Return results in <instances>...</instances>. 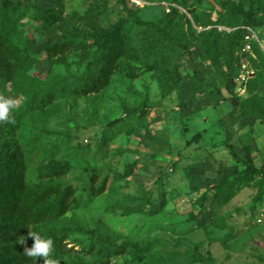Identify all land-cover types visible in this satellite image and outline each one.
Returning <instances> with one entry per match:
<instances>
[{
    "label": "rangeland",
    "instance_id": "obj_1",
    "mask_svg": "<svg viewBox=\"0 0 264 264\" xmlns=\"http://www.w3.org/2000/svg\"><path fill=\"white\" fill-rule=\"evenodd\" d=\"M142 1L127 6L171 41L131 28L121 63L91 87L87 70L103 65L87 68L94 47L49 46L62 40L60 24L88 36L128 9L117 0H19L44 100L25 113L15 142L27 182L53 181L72 196L46 233L55 231L64 260L82 264H264V1L253 8L258 41L245 55L228 45L243 24L239 0ZM205 29L220 33L214 58L200 44ZM241 60L254 75L231 87ZM233 91L263 113L242 116ZM0 96L19 104L1 73ZM229 145L262 173L246 170Z\"/></svg>",
    "mask_w": 264,
    "mask_h": 264
},
{
    "label": "trees",
    "instance_id": "obj_2",
    "mask_svg": "<svg viewBox=\"0 0 264 264\" xmlns=\"http://www.w3.org/2000/svg\"><path fill=\"white\" fill-rule=\"evenodd\" d=\"M122 7L128 9L130 16L118 18L111 26L92 27L88 36L78 35V32L65 33L64 25L60 24L62 40L54 41L50 50L65 52L72 44H87L94 47L91 52V60L87 68H95L103 65L97 73L87 70V85L93 87L96 84L105 83L103 77L112 68L120 64V57L126 53L124 40L130 34L131 28H145L154 35L171 41L168 32L163 26L154 21H143L135 12L128 8L127 0H117ZM264 0H249V6L243 8V0H239L234 11L241 15V25H250L253 8L256 3ZM174 10V9H172ZM24 16L19 0H3L0 3V73L3 79L10 84L14 93L18 94L19 104L12 111L10 122H0V264H43V258L29 257L24 253L25 247H31V231L36 229L38 235L52 238L54 252L52 259L58 264H82L77 260L66 261L57 250L55 231L46 233L48 224L66 213L71 207L72 196L68 188L59 187L53 181H41L29 183L26 181V165L23 154L15 142V131L20 127L25 113L34 105H43L44 95L42 87L33 76L34 54L30 51V37L23 34L18 23ZM60 16L52 14V20L56 21ZM189 24V20L186 19ZM125 25L129 27L125 30ZM240 25V26H241ZM237 26L230 32L229 48L236 47L238 51L242 44V29ZM252 27V26H251ZM206 30V29H205ZM220 33L214 29L206 30L200 39V44L208 58H214ZM84 41V42H83ZM83 47V46H82ZM158 53V52H156ZM249 54V53H248ZM245 55V54H244ZM252 68V67H251ZM253 70V68H252ZM254 75V70H253ZM252 75V76H253ZM244 84L247 86L248 81ZM229 86H235L233 77L228 80ZM48 95V94H47ZM236 105L242 116H252L256 112L263 113L262 107H254L247 110L244 102L240 101L235 91L232 92ZM233 158L244 163L246 170L261 174V169L256 167L249 152L245 158L239 157L231 145H229ZM55 174L67 171V167L54 166ZM52 172L47 175L52 176ZM25 237L26 243H18V238Z\"/></svg>",
    "mask_w": 264,
    "mask_h": 264
},
{
    "label": "clouds",
    "instance_id": "obj_3",
    "mask_svg": "<svg viewBox=\"0 0 264 264\" xmlns=\"http://www.w3.org/2000/svg\"><path fill=\"white\" fill-rule=\"evenodd\" d=\"M17 107V101L13 97L0 96V122H10L12 119V111ZM31 237L34 243L31 247H25L24 253L33 258H43V264H58L52 259L54 252V241L52 238H45L31 231ZM18 243L25 244V237L18 238Z\"/></svg>",
    "mask_w": 264,
    "mask_h": 264
},
{
    "label": "built area",
    "instance_id": "obj_4",
    "mask_svg": "<svg viewBox=\"0 0 264 264\" xmlns=\"http://www.w3.org/2000/svg\"><path fill=\"white\" fill-rule=\"evenodd\" d=\"M137 6L143 5L142 0H129ZM168 9V8H167ZM242 29V44L238 49L241 55L251 53L253 44L258 41L257 35L255 34L253 28L249 25H241ZM253 75V70L251 66L244 60L239 62L238 72L234 77L235 82L240 86L245 84L246 81Z\"/></svg>",
    "mask_w": 264,
    "mask_h": 264
},
{
    "label": "crops",
    "instance_id": "obj_5",
    "mask_svg": "<svg viewBox=\"0 0 264 264\" xmlns=\"http://www.w3.org/2000/svg\"><path fill=\"white\" fill-rule=\"evenodd\" d=\"M263 236H264V229H263Z\"/></svg>",
    "mask_w": 264,
    "mask_h": 264
}]
</instances>
